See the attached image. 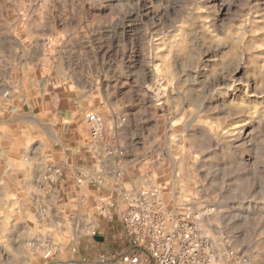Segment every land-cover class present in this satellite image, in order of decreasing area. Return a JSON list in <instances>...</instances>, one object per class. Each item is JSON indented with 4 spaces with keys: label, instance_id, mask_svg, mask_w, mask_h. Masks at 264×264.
Segmentation results:
<instances>
[{
    "label": "rangeland",
    "instance_id": "374dc122",
    "mask_svg": "<svg viewBox=\"0 0 264 264\" xmlns=\"http://www.w3.org/2000/svg\"><path fill=\"white\" fill-rule=\"evenodd\" d=\"M142 188L167 222L209 210L213 264H264V0H0V264L129 251Z\"/></svg>",
    "mask_w": 264,
    "mask_h": 264
},
{
    "label": "built area",
    "instance_id": "2783aa9c",
    "mask_svg": "<svg viewBox=\"0 0 264 264\" xmlns=\"http://www.w3.org/2000/svg\"><path fill=\"white\" fill-rule=\"evenodd\" d=\"M87 121L93 139L100 140L104 133L102 117L90 112ZM122 197L129 201L123 225L131 249L101 253L94 264H213L203 226L207 208L186 210L182 216L167 222L156 189L142 188L132 198L124 194ZM73 251L76 253L77 249ZM51 255L52 250H47L45 257Z\"/></svg>",
    "mask_w": 264,
    "mask_h": 264
},
{
    "label": "crops",
    "instance_id": "0c3cea01",
    "mask_svg": "<svg viewBox=\"0 0 264 264\" xmlns=\"http://www.w3.org/2000/svg\"><path fill=\"white\" fill-rule=\"evenodd\" d=\"M130 149L131 150L138 149L137 144H132V147H130ZM94 150H92V154H93L94 157H96L97 155L95 154L96 152ZM132 161L135 162L136 165H139V163L141 161V160H139V155H137L136 159H134ZM96 163L97 164H94V167L96 166V167H98V169L94 170L95 172H93L92 182L97 183L98 181H100L103 184L105 183V185L108 188H112L113 186L111 184H113V178L109 177V174H111L112 171H108V170H113V173L117 172L118 168L120 167V162L116 161V162L113 163L111 159H107V158H105L104 160L101 159V153L99 151L98 152V157H96ZM100 167L105 168V170H107L106 172H108V174L105 173L104 171L101 173ZM30 173H32V172H30ZM105 174H107V175H105ZM60 176L62 177V183H67V182L69 183L70 180H69L68 173L65 172V174L63 173ZM122 184H123V182L122 183L115 182L116 186H120L121 187V186H123Z\"/></svg>",
    "mask_w": 264,
    "mask_h": 264
},
{
    "label": "clouds",
    "instance_id": "9594fccd",
    "mask_svg": "<svg viewBox=\"0 0 264 264\" xmlns=\"http://www.w3.org/2000/svg\"><path fill=\"white\" fill-rule=\"evenodd\" d=\"M183 74V73H181ZM191 83H195V77H193L190 81ZM200 96L202 97L203 96V89H200ZM185 96L187 97L188 96V93H185ZM224 108H227V106H224ZM222 109L221 108H212L210 109L209 112H204V111H201V103H200V99L197 98L196 102L193 104L192 108L189 110V112L191 113L189 116H188V119L189 120H192L194 123L196 122H199V123H204L205 120L204 118L211 115V113H217V112H220ZM239 115V113H235V112H227L226 114L220 116L219 118V122L222 126L224 125H228L229 121H232L234 119L235 116ZM229 134L231 133V129L228 128L226 129ZM220 133L223 134V131H225V129L222 127L220 130Z\"/></svg>",
    "mask_w": 264,
    "mask_h": 264
},
{
    "label": "bare ground",
    "instance_id": "6f19581e",
    "mask_svg": "<svg viewBox=\"0 0 264 264\" xmlns=\"http://www.w3.org/2000/svg\"><path fill=\"white\" fill-rule=\"evenodd\" d=\"M125 251V250H124ZM127 251V250H126ZM119 252V251H118Z\"/></svg>",
    "mask_w": 264,
    "mask_h": 264
}]
</instances>
